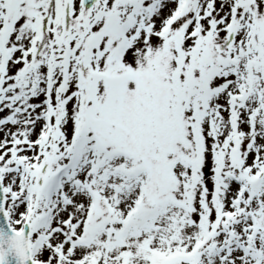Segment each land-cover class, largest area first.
Returning a JSON list of instances; mask_svg holds the SVG:
<instances>
[{
  "label": "snow or ice",
  "instance_id": "obj_1",
  "mask_svg": "<svg viewBox=\"0 0 264 264\" xmlns=\"http://www.w3.org/2000/svg\"><path fill=\"white\" fill-rule=\"evenodd\" d=\"M0 264H264V0H0Z\"/></svg>",
  "mask_w": 264,
  "mask_h": 264
}]
</instances>
